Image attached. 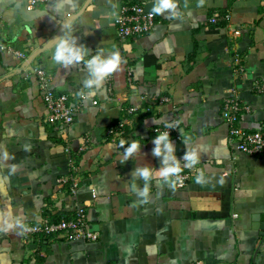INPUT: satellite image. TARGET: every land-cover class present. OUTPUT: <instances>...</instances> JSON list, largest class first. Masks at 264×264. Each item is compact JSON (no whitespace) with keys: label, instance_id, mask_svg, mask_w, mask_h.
<instances>
[{"label":"crops","instance_id":"0c3cea01","mask_svg":"<svg viewBox=\"0 0 264 264\" xmlns=\"http://www.w3.org/2000/svg\"><path fill=\"white\" fill-rule=\"evenodd\" d=\"M139 1L153 7L152 0H64L58 11L57 0L34 9L28 0H0L3 39L27 54L0 50V264H264V154L239 151L223 117L225 98L236 96L249 106L240 126L251 132L264 122V0H175L176 12L159 15L150 33L121 40L118 9ZM68 21L89 54L121 55L87 101L78 95L87 91L83 63L65 68L51 58ZM36 66L54 92L82 100L71 125L48 120ZM173 120L178 159L191 136L200 162L182 170L194 171L183 187L150 180L152 199L142 204L130 185L145 182L133 170L161 166L152 140ZM121 121L125 133L110 134ZM122 139L142 144L137 160L120 162ZM199 169L203 184L195 181ZM62 177L69 181L60 184ZM80 204L98 240L24 239L25 224L71 218ZM6 223L13 226L3 230Z\"/></svg>","mask_w":264,"mask_h":264},{"label":"built area","instance_id":"2783aa9c","mask_svg":"<svg viewBox=\"0 0 264 264\" xmlns=\"http://www.w3.org/2000/svg\"><path fill=\"white\" fill-rule=\"evenodd\" d=\"M48 0H28V9H34L39 4L46 3ZM147 2H128L121 5L118 9L115 17V25L118 33V37L121 40L128 38L139 37L150 33L157 24L158 16L151 15V10L146 9ZM224 18L230 20V13L224 15ZM220 17L214 16L210 19L212 23H218ZM241 31H236L239 35ZM0 50L16 55L18 58L26 59V51L17 48L10 42H5L3 39V33L0 30ZM38 77L40 87L44 93L46 103L48 106V120L55 123H63L64 125H71L77 113L82 108L81 102H74L70 99L68 94L56 93L49 88V80L46 71L39 66L31 69ZM236 71L240 74L245 72V67L240 64ZM28 73H26V76ZM131 71L129 77L131 79ZM111 80V78L109 79ZM264 87V86H262ZM260 88L263 90V88ZM164 99H169L165 97ZM96 102V101H95ZM249 110V106L243 104L239 97H227L224 100L223 117L231 125L230 134L231 141L236 143V148L244 153L250 155H263L264 154V122L255 131H247L239 125L241 112ZM136 108H130L129 112L133 113ZM171 123L177 127V129L170 130V134L174 131L178 132L177 120L169 121L164 125L156 128L157 132L166 131L167 125ZM125 121L119 122L117 125L110 128L109 133L115 136L125 133ZM88 140V138L86 139ZM86 147V146H85ZM83 147V148H85ZM70 150V148L68 149ZM194 171L181 173L176 180V184L179 187H183L187 184ZM176 179V178H174ZM71 180V190L73 193H77L79 181L76 177ZM69 180L65 177L60 179V184H65ZM96 194H94L95 196ZM22 233L24 239L29 240L32 237L38 236H57L59 234H65L69 238H82L88 241H96L99 238L98 231L92 229L88 222V213L86 206L80 204L75 214L71 218H62L59 221H52L49 218L43 219L41 222L25 224L22 227ZM190 264H202L201 262H195Z\"/></svg>","mask_w":264,"mask_h":264},{"label":"clouds","instance_id":"9594fccd","mask_svg":"<svg viewBox=\"0 0 264 264\" xmlns=\"http://www.w3.org/2000/svg\"><path fill=\"white\" fill-rule=\"evenodd\" d=\"M57 3L59 11L63 7L64 0H57ZM152 3L151 15L159 16L165 13L172 15L177 9L175 0H152ZM93 8L94 5L90 4L87 11H92ZM72 33V22H62L61 35L56 41L51 58L56 64L62 65L65 68L83 63L87 71V76L83 81V87L87 91H81L78 95L87 101L102 91L104 82L118 69L121 62V55L119 51H114L110 54L97 51L94 55H91L87 47L76 36L72 35ZM167 129L166 131L159 132L152 140L154 145L152 155L160 158L161 166L158 169L147 165L136 167L132 173L133 178L139 177L145 182L143 188L138 187L134 183L130 185V191L145 205L149 204L152 199L149 188L150 180L154 178L158 179L161 182H166L169 187L175 189L176 180L179 178L182 170L196 166L201 159L198 149L192 147L193 137L185 136L184 143L186 149L182 157V163L181 159H178L176 155V145L170 136V130L177 129V127L169 123ZM119 146L124 149L122 153L123 159L120 160L121 163L129 160L135 161L141 155L142 144L136 140L126 141L122 139ZM195 181L198 184L205 183L203 169L198 170ZM12 226L11 223H6L3 230H7Z\"/></svg>","mask_w":264,"mask_h":264},{"label":"water","instance_id":"95a60500","mask_svg":"<svg viewBox=\"0 0 264 264\" xmlns=\"http://www.w3.org/2000/svg\"><path fill=\"white\" fill-rule=\"evenodd\" d=\"M146 9L147 10H152V7L150 6V4H147ZM74 31H75V27H73V33H72V35L74 34ZM58 34L61 35V29H60V31H59ZM65 34H67V33H65ZM58 37L56 38V40L58 39Z\"/></svg>","mask_w":264,"mask_h":264}]
</instances>
